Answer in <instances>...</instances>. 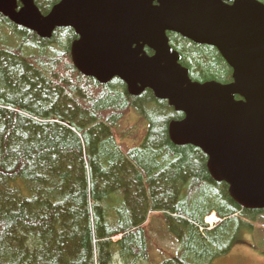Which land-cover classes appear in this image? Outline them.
Returning <instances> with one entry per match:
<instances>
[{"label":"trees","instance_id":"1","mask_svg":"<svg viewBox=\"0 0 264 264\" xmlns=\"http://www.w3.org/2000/svg\"><path fill=\"white\" fill-rule=\"evenodd\" d=\"M59 1L34 3L46 15ZM0 24L19 37L15 46L0 43V264L147 262L155 212L179 245L159 264H213L236 244L253 246L231 229L245 223L253 238L263 211L241 209L199 149L171 143L168 126L182 113L149 90L133 97L117 78L101 85L81 75L69 28L41 40L1 14ZM167 36L192 81L231 82L215 48ZM131 112L147 126L117 132ZM213 212L220 222L208 231Z\"/></svg>","mask_w":264,"mask_h":264},{"label":"water","instance_id":"2","mask_svg":"<svg viewBox=\"0 0 264 264\" xmlns=\"http://www.w3.org/2000/svg\"><path fill=\"white\" fill-rule=\"evenodd\" d=\"M17 2L21 8L17 10ZM0 14L49 39L71 28L75 69L130 96L150 90L184 118L168 126L176 146L206 157L212 180L241 208L264 210V5L257 0H60L42 16L32 0H0ZM167 33L216 49L231 82H193ZM144 48L153 52L149 56Z\"/></svg>","mask_w":264,"mask_h":264},{"label":"rangeland","instance_id":"3","mask_svg":"<svg viewBox=\"0 0 264 264\" xmlns=\"http://www.w3.org/2000/svg\"><path fill=\"white\" fill-rule=\"evenodd\" d=\"M18 40V35L13 32L11 27L0 24V43L5 46H15L17 45ZM24 49L29 53L33 52V50L39 52L38 49L33 47H25ZM135 124L140 125V128L147 126L146 122H143L138 115L131 112L116 127V130L117 132H120ZM125 143L126 144L121 145V148L124 149V151L130 150L132 144L130 142ZM162 217L163 215L157 212L150 213L148 216V231L151 238L149 243V260L147 262L142 261L139 264H159L179 251V245L168 233ZM256 218L257 221L254 223L255 232L253 238L242 236L243 233L251 235L249 232L250 229L245 223H243V225L237 230L235 227H232V233L230 234V236L234 235L236 240L242 239L248 243L253 241V246L249 248L247 245L250 244L245 246L242 244H236L234 245L235 247L233 246L232 252L230 251L225 256L215 259L213 264H264V212L257 213ZM242 220L244 221V219ZM213 221V217L207 218L209 224H212ZM211 227H214V225ZM236 243H238V241ZM245 248H248L250 251L246 252ZM249 252L251 254H249Z\"/></svg>","mask_w":264,"mask_h":264},{"label":"crops","instance_id":"4","mask_svg":"<svg viewBox=\"0 0 264 264\" xmlns=\"http://www.w3.org/2000/svg\"><path fill=\"white\" fill-rule=\"evenodd\" d=\"M246 252H248L246 249H245ZM251 254V253H250Z\"/></svg>","mask_w":264,"mask_h":264},{"label":"bare ground","instance_id":"5","mask_svg":"<svg viewBox=\"0 0 264 264\" xmlns=\"http://www.w3.org/2000/svg\"><path fill=\"white\" fill-rule=\"evenodd\" d=\"M210 222H212V221H210Z\"/></svg>","mask_w":264,"mask_h":264}]
</instances>
